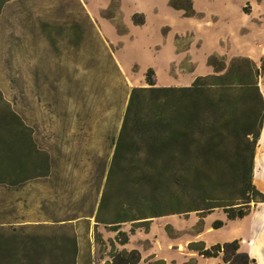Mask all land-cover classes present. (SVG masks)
Wrapping results in <instances>:
<instances>
[{"label":"rangeland","instance_id":"374dc122","mask_svg":"<svg viewBox=\"0 0 264 264\" xmlns=\"http://www.w3.org/2000/svg\"><path fill=\"white\" fill-rule=\"evenodd\" d=\"M174 3L191 7L192 16L170 0H0V161L26 164L20 178L9 166L1 171L0 264L28 256L30 237L40 241L32 258L52 264L72 254L71 239L74 264H112L111 245L126 250L95 215L130 92L147 88L148 74L157 88L189 87L213 74L211 56L226 66L247 58L264 99V0ZM135 15L144 25L132 23ZM254 169L253 184L264 193V125ZM206 213L153 219L158 259L195 264L185 245ZM167 225L172 231L164 237ZM131 227L120 228L129 234ZM133 245L144 257L151 253L148 242Z\"/></svg>","mask_w":264,"mask_h":264},{"label":"trees","instance_id":"16d2710c","mask_svg":"<svg viewBox=\"0 0 264 264\" xmlns=\"http://www.w3.org/2000/svg\"><path fill=\"white\" fill-rule=\"evenodd\" d=\"M170 6L192 16L191 7L177 6L174 0ZM135 18H131L133 24L144 25L145 19ZM208 66L213 74L195 78L189 87L157 88L148 74V87L130 92L95 215L96 225L116 233L119 246H125L136 230L147 232L153 219L207 212L199 216L203 218L218 209L234 221L247 216L253 205L264 203V194L253 184L255 148L264 125L256 65L247 58H236L226 66L213 55ZM145 107L149 110L143 111ZM19 127L25 128L20 122ZM1 144H5L3 139ZM4 162L0 161V177L3 167L9 166V173L20 178L26 164ZM115 178L120 179L116 189ZM224 192L231 195L218 197ZM188 199L192 205L185 210ZM124 224H131L129 234L121 231ZM221 227L220 222L213 224V229ZM170 231L167 225L165 232ZM28 239L31 253L25 258L14 255L11 264H52L32 258L33 244L40 241ZM70 242L72 254L58 259L62 264H74L75 239ZM187 249L205 259L221 257L224 264H256L240 252L238 241L208 249L203 243H190ZM111 250L112 264L141 262L137 250L117 251L114 245ZM153 260L146 264H166Z\"/></svg>","mask_w":264,"mask_h":264},{"label":"crops","instance_id":"0c3cea01","mask_svg":"<svg viewBox=\"0 0 264 264\" xmlns=\"http://www.w3.org/2000/svg\"><path fill=\"white\" fill-rule=\"evenodd\" d=\"M198 220L199 218L195 217V219H191L189 223L185 222V224H187L186 226L188 228L193 229ZM201 220L203 224L201 230H198L193 234L191 240L186 243L185 247L190 243H203L205 248L208 249L216 244L238 241L241 253L247 254L250 259L256 262V264H258V258L262 259L264 262V203L253 205L249 214L243 219L229 221L223 211L216 209L207 214ZM216 222L222 223V227L213 229V224ZM174 228L175 227H173V229ZM181 229L182 225L180 224L178 228H175L174 230L179 232ZM162 231L164 233L163 236L165 237L166 234L164 227L162 228ZM133 240H143V242H148L150 244L149 249L151 250V253H148L146 257H144L141 248L133 245ZM157 241L158 240L153 235V224H151L147 232L140 231V229L137 230L134 235L129 237L128 243L125 246H122V248L128 251L137 250L141 255L140 263H143L144 259L147 260L148 258H155L164 261L165 259L163 258L158 259V254L154 251V246ZM187 251V256L189 258H194L195 264H224L221 257L216 259H205L193 251H189L188 249Z\"/></svg>","mask_w":264,"mask_h":264},{"label":"bare ground","instance_id":"6f19581e","mask_svg":"<svg viewBox=\"0 0 264 264\" xmlns=\"http://www.w3.org/2000/svg\"><path fill=\"white\" fill-rule=\"evenodd\" d=\"M256 169H257V165L255 166V169H254V179L256 180V176H257V174H256Z\"/></svg>","mask_w":264,"mask_h":264}]
</instances>
